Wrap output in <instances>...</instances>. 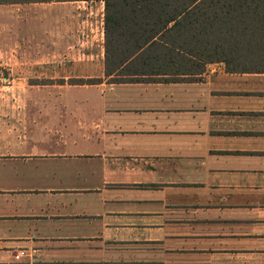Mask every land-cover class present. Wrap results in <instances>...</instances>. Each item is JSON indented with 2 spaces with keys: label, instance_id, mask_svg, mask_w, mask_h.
<instances>
[{
  "label": "crops",
  "instance_id": "obj_1",
  "mask_svg": "<svg viewBox=\"0 0 264 264\" xmlns=\"http://www.w3.org/2000/svg\"><path fill=\"white\" fill-rule=\"evenodd\" d=\"M105 42L0 4V264H264V61L110 80Z\"/></svg>",
  "mask_w": 264,
  "mask_h": 264
},
{
  "label": "trees",
  "instance_id": "obj_2",
  "mask_svg": "<svg viewBox=\"0 0 264 264\" xmlns=\"http://www.w3.org/2000/svg\"><path fill=\"white\" fill-rule=\"evenodd\" d=\"M47 1L52 0H0V4ZM104 1L106 54L114 27L124 49L120 66L138 55L140 66L150 68V73L164 69L177 74L186 65L208 62H225L236 69L245 60L264 61V0ZM112 1L120 3L114 14L109 12ZM151 49L160 51L156 62L151 61Z\"/></svg>",
  "mask_w": 264,
  "mask_h": 264
},
{
  "label": "rangeland",
  "instance_id": "obj_3",
  "mask_svg": "<svg viewBox=\"0 0 264 264\" xmlns=\"http://www.w3.org/2000/svg\"><path fill=\"white\" fill-rule=\"evenodd\" d=\"M76 1H82V0H76ZM87 1V0H84ZM92 1H96L98 3L100 12L103 13L104 17L106 15V3L104 0H92ZM5 4V3H4ZM119 2L117 1H112L111 2V7H109V12L111 14L115 13V9L116 7L119 6ZM113 30V38L109 39V52L108 55L106 54V60L108 59V61H106V75L110 76V80H121V79H130V78H147L148 79H159V77H162L163 74L162 73H169L171 75L172 72H176L175 70H167V71H163L164 69H162V71H153V73H150V68H144L142 67V65L140 66V60L139 58L140 55H138L136 57L135 60L128 62L122 66H120V62H121V58L123 57L121 54V50L123 51V45H119L120 40H122V38L118 37L117 35V31L116 29H111ZM165 40V39H163ZM149 54H153L154 58L153 60H151L152 62H156L157 57H160V51L156 50V49H151L149 51ZM149 58V57H148ZM199 65L202 64H197L194 66H189L186 65L183 69V72H189V71H193L196 70L198 68ZM231 67H234L235 65L229 64ZM240 65V67L246 65L245 62H242ZM152 77V78H149Z\"/></svg>",
  "mask_w": 264,
  "mask_h": 264
}]
</instances>
